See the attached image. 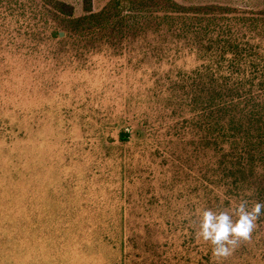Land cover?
Instances as JSON below:
<instances>
[{
	"label": "rangeland",
	"instance_id": "obj_1",
	"mask_svg": "<svg viewBox=\"0 0 264 264\" xmlns=\"http://www.w3.org/2000/svg\"><path fill=\"white\" fill-rule=\"evenodd\" d=\"M64 1L73 15L84 12L83 0ZM108 1L91 0V8ZM175 1L237 7L227 12L233 36L264 55V23L239 18L264 0ZM51 9L46 0H0V264H140L134 241L146 237L147 225L149 240L165 238L167 254H179L172 238L177 245L213 208L195 178L199 168L184 161L193 133L179 129L181 116L161 97L180 91L206 53L193 33L175 34L180 18L123 38L86 39L60 30ZM52 29L60 36L51 37ZM145 118L155 133L149 145L137 146L135 122ZM120 130L129 133L122 148ZM101 137L113 144L110 153ZM157 146L167 152H155ZM201 157L207 162L210 152ZM263 216L245 243L262 259Z\"/></svg>",
	"mask_w": 264,
	"mask_h": 264
},
{
	"label": "trees",
	"instance_id": "obj_2",
	"mask_svg": "<svg viewBox=\"0 0 264 264\" xmlns=\"http://www.w3.org/2000/svg\"><path fill=\"white\" fill-rule=\"evenodd\" d=\"M46 1L60 23V30L86 39H102L110 35L123 38L127 34H139L148 25L153 24V29H159L164 20L174 26L176 19L180 18L182 25L176 28L175 34L186 37L193 33L198 38L197 49L207 57L191 71L186 82L182 78L180 91L172 90L161 97L171 106V114L181 116L179 129L190 127L193 133L187 141L192 148L189 152V145H186L190 154L184 161L189 160L199 168L195 178L208 189L207 207L215 211L231 210L241 199L248 200L249 207L254 202L264 203V55H256L253 44L241 42L233 36L234 28L227 22L230 19L227 12L236 11L237 7L220 3L183 4L175 0H109L99 10H92L91 0H83L84 12L75 16L72 4L64 0ZM154 11H162L163 14H153ZM142 17L146 24L139 22ZM239 18L246 20L248 26H255L257 21L264 23V6L252 10L250 16L240 15ZM216 29L218 31L213 35ZM60 30L52 29L50 36H60ZM135 124V145H149L151 135L155 133L153 123L145 118ZM118 137L122 142L118 147L122 148L129 139V133L120 130ZM100 142L107 152L114 147L103 142L102 137ZM154 151L167 152L158 146ZM208 152L209 160L204 162L201 156ZM176 155L183 160L180 153ZM203 165L207 167L204 170ZM187 220L191 222L190 218ZM183 221L173 222L174 228L184 226ZM166 223L170 230L172 222L167 220ZM117 226L122 232V225L119 223ZM149 227L147 225L144 239L129 238L138 244L136 255L140 264H264L263 254L257 256L255 246H247L246 242L229 257L217 262L211 244L197 239L198 227L194 225L187 226L193 231L190 238L182 235L177 245L176 237L172 238L174 249L179 246L182 249L179 254L175 251L170 256L167 251L172 248L165 238L163 241L155 240L156 243L149 240L152 236ZM188 248L191 250L187 251ZM194 255L196 258L192 257Z\"/></svg>",
	"mask_w": 264,
	"mask_h": 264
},
{
	"label": "clouds",
	"instance_id": "obj_3",
	"mask_svg": "<svg viewBox=\"0 0 264 264\" xmlns=\"http://www.w3.org/2000/svg\"><path fill=\"white\" fill-rule=\"evenodd\" d=\"M262 215L264 203L254 202L249 207L246 199H241L231 210L205 209L200 216L197 239L211 244L213 257L219 262L229 257L241 243L251 239L255 222Z\"/></svg>",
	"mask_w": 264,
	"mask_h": 264
}]
</instances>
